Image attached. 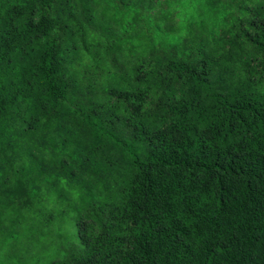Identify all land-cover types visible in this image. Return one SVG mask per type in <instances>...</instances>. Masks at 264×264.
Masks as SVG:
<instances>
[{
	"label": "trees",
	"instance_id": "16d2710c",
	"mask_svg": "<svg viewBox=\"0 0 264 264\" xmlns=\"http://www.w3.org/2000/svg\"><path fill=\"white\" fill-rule=\"evenodd\" d=\"M179 1L0 0V264H264V0Z\"/></svg>",
	"mask_w": 264,
	"mask_h": 264
},
{
	"label": "rangeland",
	"instance_id": "374dc122",
	"mask_svg": "<svg viewBox=\"0 0 264 264\" xmlns=\"http://www.w3.org/2000/svg\"><path fill=\"white\" fill-rule=\"evenodd\" d=\"M174 7L175 8H172V16L180 19L179 16L181 14V1L178 0V3H176ZM41 202L43 203V206L47 207V210L54 209V199L46 192L42 193ZM48 228L49 229H44L42 231H40V228L38 227H35L34 229L36 230L35 234L42 237V239H39L37 242L41 246H48L52 252L60 254V249H62V246H64L66 243H79L76 217L72 213H67L66 218L62 222H59ZM36 250L38 251V248Z\"/></svg>",
	"mask_w": 264,
	"mask_h": 264
}]
</instances>
